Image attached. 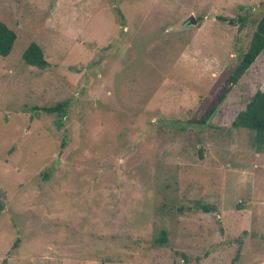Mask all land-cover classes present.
Returning <instances> with one entry per match:
<instances>
[{
	"label": "rangeland",
	"instance_id": "374dc122",
	"mask_svg": "<svg viewBox=\"0 0 264 264\" xmlns=\"http://www.w3.org/2000/svg\"><path fill=\"white\" fill-rule=\"evenodd\" d=\"M263 11L264 0H0L15 33L0 56V264H264V147L231 125L264 88V48L209 120L189 121ZM30 42L44 68L22 61ZM64 100L62 117L33 109Z\"/></svg>",
	"mask_w": 264,
	"mask_h": 264
},
{
	"label": "trees",
	"instance_id": "16d2710c",
	"mask_svg": "<svg viewBox=\"0 0 264 264\" xmlns=\"http://www.w3.org/2000/svg\"><path fill=\"white\" fill-rule=\"evenodd\" d=\"M221 21L233 24V19L223 16L217 17ZM15 39L14 31L0 20V56H6L12 47ZM264 48V11L255 24L250 35L248 45L241 54L239 61L224 79L223 83L217 88L211 99L206 103L203 111L189 121L195 124H204L209 120L221 105L224 96L229 91L232 84L241 76V74L254 61L259 52ZM22 61L26 65L44 68L47 65L43 57L41 48L35 43L30 42L21 53ZM67 102L60 101L50 106L33 107L46 113H57L59 117L64 115ZM233 127L246 128L253 132L252 144L260 150L264 147V88L257 89L245 103L244 107L239 110L231 121ZM203 211L209 210L205 205H199ZM158 241L165 242V231L160 230Z\"/></svg>",
	"mask_w": 264,
	"mask_h": 264
},
{
	"label": "water",
	"instance_id": "95a60500",
	"mask_svg": "<svg viewBox=\"0 0 264 264\" xmlns=\"http://www.w3.org/2000/svg\"><path fill=\"white\" fill-rule=\"evenodd\" d=\"M184 22H186L187 24H195L196 20H195V18L192 15H188L185 18Z\"/></svg>",
	"mask_w": 264,
	"mask_h": 264
}]
</instances>
